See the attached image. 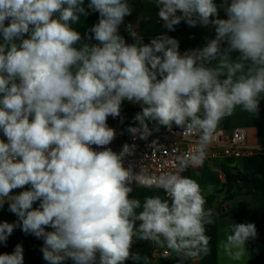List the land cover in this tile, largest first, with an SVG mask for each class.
Returning <instances> with one entry per match:
<instances>
[{
    "label": "clouds",
    "instance_id": "obj_1",
    "mask_svg": "<svg viewBox=\"0 0 264 264\" xmlns=\"http://www.w3.org/2000/svg\"><path fill=\"white\" fill-rule=\"evenodd\" d=\"M156 4L169 31L183 21L211 27L214 38L181 53L177 39L158 35L144 43L129 23L128 43L120 33L133 12L128 0H0V208L7 203L18 218L0 222V244L20 228L43 240L47 264L140 261L134 238L186 257L209 253L205 225L213 210L205 208L201 185L180 173L203 163L216 129L237 107L260 110L264 0ZM90 13L99 14L90 29L72 27ZM124 101L141 108L127 128L134 139L174 126L198 137L195 155L177 157L176 172L150 181L171 204L160 196L130 198L140 177L124 159L136 145L125 143L119 153L108 147L116 138L108 118L121 116ZM17 189L24 190L13 194ZM224 232L219 250L242 261L255 224H229ZM0 264H24L23 247L0 254Z\"/></svg>",
    "mask_w": 264,
    "mask_h": 264
},
{
    "label": "crops",
    "instance_id": "obj_2",
    "mask_svg": "<svg viewBox=\"0 0 264 264\" xmlns=\"http://www.w3.org/2000/svg\"><path fill=\"white\" fill-rule=\"evenodd\" d=\"M137 1L139 0H128V3L133 8V4ZM142 1L144 2V7L141 9L133 26L138 35L143 37V42L148 43L152 38L163 35L164 27L158 17L156 0ZM85 2L87 3V0ZM216 2L219 4L221 0H216ZM220 14L222 18H226L223 10L220 11ZM149 17L150 19H148ZM98 18V13H90L81 17V22L72 25V27L83 34L97 23ZM120 33L125 37L126 42H134L128 32L125 31L123 25L120 28ZM213 33L214 29L211 27L205 28L199 25L189 27L183 21L176 26L175 31L168 30V36L179 41L181 53L188 49L201 47L206 42V39H210ZM236 55L238 54L233 53L234 58ZM128 109H133V113H129ZM139 111H141L140 107L136 109L133 103L124 101L117 126L126 129L129 126H135V124H128V117L135 116ZM107 123L108 125L111 123V117L108 118ZM150 127L154 128L155 125L150 123ZM239 128H246L248 145L264 148V119L261 117L260 110L257 114H250L237 107L231 117H226L222 120L216 131H222L225 136H228ZM165 129L160 127L159 131H153V133L162 132ZM0 139H4L2 133H0ZM205 152L206 157L203 166L187 171L186 176L196 180L201 185L205 197L217 195L212 209V223L205 225V235L209 237V253L198 258H191L177 254L175 251L168 249L166 245L161 246L153 242L140 241L134 238L131 251L139 253L141 260L129 259L125 261V264H155L161 261L172 263L176 259L179 260V264H251L255 258L264 256V193L257 192L252 183L230 181L227 173V171H232L233 173L237 171L248 175L258 173L264 169V153H254L242 158H216L214 157L216 149L210 146L205 148ZM223 176L226 177L225 182L221 181ZM208 185L213 186L211 194L207 192ZM131 187L133 190L130 193V198L137 199L141 203H143L145 197L151 196H160L162 199H166L162 188L139 185H131ZM22 190L24 189L14 190L13 194H18ZM168 202L171 204V200H168ZM37 206L38 202L33 205V207ZM4 221L9 223L18 221L17 216L8 211L7 203L0 208V222ZM233 223H254L257 229V237L249 240L245 245L246 254L242 261L229 260L226 256H223L218 248L219 242L225 237L224 229L227 225ZM138 224L139 222H137ZM46 230L51 231L52 229ZM15 236L19 237L20 244L23 246L24 264L39 263L41 256L39 254L33 256L25 250L24 246H29L30 240L35 239L36 243L31 247L34 252H38L43 245V240L37 239L31 234H25L20 228L14 229L10 237ZM13 250L14 248H11L7 253H12ZM165 251L169 252L167 257L163 256ZM63 264H68V261H64Z\"/></svg>",
    "mask_w": 264,
    "mask_h": 264
},
{
    "label": "built area",
    "instance_id": "obj_3",
    "mask_svg": "<svg viewBox=\"0 0 264 264\" xmlns=\"http://www.w3.org/2000/svg\"><path fill=\"white\" fill-rule=\"evenodd\" d=\"M133 118V115L128 117L129 125L134 124ZM119 119L120 117L115 119L111 117V123L109 126L115 129L116 138L110 145H108V147L119 153L125 143L136 145L134 154L127 156L124 159V166L128 167L131 164L133 166V171L140 177V180L137 182L134 181L132 185L144 187L155 186V184L150 183L151 180L163 173L177 171L179 167V160L177 157H191L198 151V137L182 136V130L175 126L171 131L165 129L162 132L153 133L148 137V140L145 141L140 140L139 138L134 139L126 128L117 126ZM153 141H155V144L152 143ZM208 146L216 149L214 155L216 158H242L254 153H264L263 147L248 145L246 128H239L228 136H225L222 131H215L214 138ZM203 163L197 165L194 162H190L189 166L180 174L187 177V171L200 168L203 166ZM221 181L225 182L226 177L223 176ZM163 194L166 199L171 200L164 190ZM168 255V251L163 253L164 257H167Z\"/></svg>",
    "mask_w": 264,
    "mask_h": 264
},
{
    "label": "trees",
    "instance_id": "obj_4",
    "mask_svg": "<svg viewBox=\"0 0 264 264\" xmlns=\"http://www.w3.org/2000/svg\"><path fill=\"white\" fill-rule=\"evenodd\" d=\"M158 6V5H157ZM144 7V2L142 0H139L137 2H135L133 4V12L130 16H127L125 18V22L123 27L125 28V25L131 23L132 25L137 21V18L139 16V13L141 11V9ZM158 12H159V6H158ZM220 17L222 18L221 14ZM161 20V19H160ZM7 23V22H6ZM162 25L164 24V22L161 20ZM163 35H168V29L164 28V32ZM215 33H213L210 36L211 38H214ZM0 40H2V36H0ZM129 113H133V109H128ZM260 114L261 117L264 119V100L261 101L260 104ZM228 173V178L230 181L233 182H247V183H252L255 186V190L259 193H264V169H262L261 171H259L258 173L254 174V175H248V174H244L241 172H237L233 173L232 171H227ZM217 195H212L209 197H205L206 198V204H205V208L206 209H213L214 203L217 199L216 197ZM230 199V198H229ZM36 243L35 239H31L30 240V245L29 246H24L25 250H27L28 252H30L33 256L36 254H39L41 256V260L39 263L36 264H47V262L43 259L42 256V252H41V247L39 248L38 252H34L32 249V245ZM21 245L20 244V239L19 237H9L7 240L6 245H2L0 244V254H4L7 253L11 248H15L16 245ZM22 246V245H21ZM23 247V246H22ZM68 264H73V262L71 260H67ZM179 260L176 259L175 261H173L172 263L169 262H158L155 264H179L178 262ZM251 264H264V256H260L255 258Z\"/></svg>",
    "mask_w": 264,
    "mask_h": 264
},
{
    "label": "water",
    "instance_id": "obj_5",
    "mask_svg": "<svg viewBox=\"0 0 264 264\" xmlns=\"http://www.w3.org/2000/svg\"><path fill=\"white\" fill-rule=\"evenodd\" d=\"M134 108H139L140 106L138 104H133Z\"/></svg>",
    "mask_w": 264,
    "mask_h": 264
}]
</instances>
